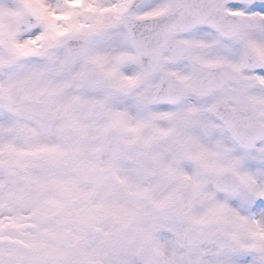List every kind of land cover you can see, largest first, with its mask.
Returning a JSON list of instances; mask_svg holds the SVG:
<instances>
[{"label":"snow or ice","instance_id":"obj_1","mask_svg":"<svg viewBox=\"0 0 264 264\" xmlns=\"http://www.w3.org/2000/svg\"><path fill=\"white\" fill-rule=\"evenodd\" d=\"M0 264H264V0H0Z\"/></svg>","mask_w":264,"mask_h":264}]
</instances>
